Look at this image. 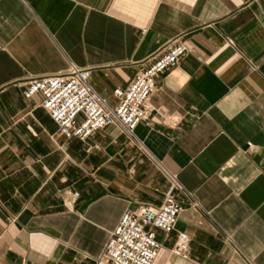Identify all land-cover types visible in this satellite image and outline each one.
<instances>
[{
  "label": "crops",
  "instance_id": "0c3cea01",
  "mask_svg": "<svg viewBox=\"0 0 264 264\" xmlns=\"http://www.w3.org/2000/svg\"><path fill=\"white\" fill-rule=\"evenodd\" d=\"M173 41L188 54L135 135L196 207L156 231L154 264H264V0H0V264H94L123 213L162 205L165 178L117 128L66 140L23 92L73 65L115 105Z\"/></svg>",
  "mask_w": 264,
  "mask_h": 264
},
{
  "label": "built area",
  "instance_id": "2783aa9c",
  "mask_svg": "<svg viewBox=\"0 0 264 264\" xmlns=\"http://www.w3.org/2000/svg\"><path fill=\"white\" fill-rule=\"evenodd\" d=\"M187 54L188 49L182 42L168 43L148 66L136 72L126 89L113 92L115 105L90 85V70L73 65L63 73L32 79L23 92L26 100L41 95V108L55 124L57 133L66 140L85 143L99 131L117 128L148 157L167 182L160 207L142 205L122 214L94 264H154L161 249L156 231L167 237L175 231L181 213L186 208L196 207L193 195L183 188L177 176L155 159L135 135L137 126L147 122L154 112L149 101L156 89V79L175 68ZM162 118L171 126L178 125L176 119ZM78 197L79 194L73 192L70 203ZM189 242L185 233H179L171 254L188 259Z\"/></svg>",
  "mask_w": 264,
  "mask_h": 264
}]
</instances>
